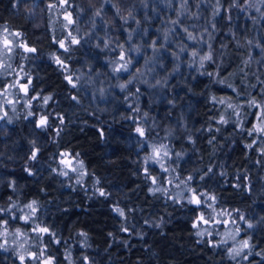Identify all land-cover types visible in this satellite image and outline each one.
Returning a JSON list of instances; mask_svg holds the SVG:
<instances>
[{
    "label": "trees",
    "instance_id": "16d2710c",
    "mask_svg": "<svg viewBox=\"0 0 264 264\" xmlns=\"http://www.w3.org/2000/svg\"><path fill=\"white\" fill-rule=\"evenodd\" d=\"M254 7L0 0V264H242L223 241L197 235L199 217L214 215L239 222L249 257L264 256V134L249 135L264 115V12ZM158 144L168 157L155 162ZM67 158L80 171L65 170ZM168 168L167 180L208 205L166 190ZM17 228L23 251L2 243Z\"/></svg>",
    "mask_w": 264,
    "mask_h": 264
},
{
    "label": "rangeland",
    "instance_id": "374dc122",
    "mask_svg": "<svg viewBox=\"0 0 264 264\" xmlns=\"http://www.w3.org/2000/svg\"><path fill=\"white\" fill-rule=\"evenodd\" d=\"M255 1V7H254V11L255 14L258 16H262L260 15V13L264 12V2H262V0H253V2ZM257 9H259V11H257ZM6 34V33H5ZM8 41V44L10 42V37L5 35L4 38H2V44L5 45V41ZM3 94V92L1 91L0 95ZM7 98H10V95L7 94L6 96ZM164 146L163 148H161V146ZM154 149H159V156H156L153 152ZM165 152L167 153V148L166 145L164 144H158L156 146H154L152 148V158L155 162H160L164 159H166L168 157V153L167 155H165ZM65 170H76V171H80L81 167V162H79L78 160H73L71 158H67L63 163ZM162 172L164 173V188L167 189H174L175 194L177 196L181 195V193H183L185 190L189 191L190 194V199L192 197L193 194H196L198 197V193L197 191L193 192V189L188 185L183 183L181 180L176 182L175 179L172 180H167L166 178L171 174V168L168 169H163ZM201 199V197H200ZM204 205H208L207 201L202 202ZM218 215L223 216L222 213L219 212ZM205 220L208 221V223H204L203 221H201L199 219L198 221V229L199 231L203 234L205 233L206 235H213V238L216 239V241H223L227 250H229L230 248H238L240 247L242 241L244 240H248L249 241V237H245L244 234H242V229L243 227L241 226V224L238 222H233L231 220H229L228 217H219L214 215L213 218H209ZM249 223H247V225H249ZM3 235V234H2ZM2 243L9 246V247H14L16 250H20L23 251L25 249V244L27 243V232L26 231H22L20 228L14 229L12 232H8L7 233L4 231V235L2 236ZM250 243V242H249ZM250 253V254H249ZM252 254V248L251 249H245L244 252L241 254V256H238L236 258H238V260H240V262L242 264H264L263 263H255L256 261H260L264 259V256L262 255H258V257L255 258H250L249 256ZM244 255L248 256V259L245 260L242 257ZM30 257H32V254L29 255ZM46 258L41 257L39 260V264H43V261Z\"/></svg>",
    "mask_w": 264,
    "mask_h": 264
},
{
    "label": "snow or ice",
    "instance_id": "6c2138e0",
    "mask_svg": "<svg viewBox=\"0 0 264 264\" xmlns=\"http://www.w3.org/2000/svg\"><path fill=\"white\" fill-rule=\"evenodd\" d=\"M66 2V0H65ZM262 2H264V0H262ZM49 7H53V5H49ZM257 11H259V9H257ZM97 15H99V13H97ZM65 19L68 20V23L71 24L72 23V20L70 18V16H66ZM18 35V34H17ZM189 39H194V37H192V35L189 33ZM72 43H79V41L76 40L75 37L72 38ZM5 47L7 48L8 47V41L6 40L5 41ZM21 47H24L25 48V51H28V52H33L35 51V49H32V48H27L26 46L24 45H21ZM60 47L61 48H65V44L63 41H60ZM11 50V49H9ZM193 56H196L197 54L195 52L192 53ZM120 59L123 60L124 59V54L121 53V56H120ZM212 59V56L211 54H208V55H204L201 57V67H203V61H206V60H211ZM56 62L58 64L61 63V61L57 58L56 59ZM130 63V61L126 62L125 64H121L119 67H117L115 69V71L119 72L121 70H126L127 69V64ZM30 83V81H29ZM69 83H72L71 79L69 78ZM73 87H75V85H73ZM121 87L123 88L124 85H121ZM21 88L23 91L27 92V88H28V85H21ZM35 99V97H34ZM49 98H45V103H47V100ZM73 99H75V97H73ZM221 103H223V101H221ZM250 104H255V101H249ZM257 107H260V105H256ZM229 107H232L231 104H229ZM29 115H32V113H29ZM260 121H261V124L259 126H254L253 129L251 131H249V135L252 134V131H255L257 133H260V134H264V115H262L261 117H259ZM221 122H226L224 121L223 117H221ZM47 126V117H41L39 119V121L37 122V127H45ZM140 136H144L145 133H144V130L140 127H137L136 130H135ZM253 143H255V141H253ZM252 145H247V147H251ZM164 146L162 145L161 148H163ZM159 149H154L153 152L156 156H159ZM62 155H66V154H62ZM165 155H167V153L165 152ZM32 159H35L36 158V153L33 152L32 154ZM64 161H62L63 163ZM82 163H81V167H82ZM211 171V169L209 170ZM64 175H67V173H63ZM146 174H147V170H146ZM189 179H191V177H189ZM155 179H153V183H155ZM159 189H156V191H158ZM150 191H153L152 189H150ZM194 192V190H193ZM101 195H105V193L103 191H101L100 193ZM203 195V194H201ZM210 199L212 200H215V197H210ZM189 203H192V204H195L197 206H199L201 204V199L200 197H198L196 194H193L191 199L189 200ZM35 204V201H33L32 203L28 204L27 207L29 209L32 210V212L34 213L36 211V208L33 206ZM114 211H117L119 212V214L121 216H123V212L119 209V208H116L114 209ZM27 219V218H26ZM199 219L201 221H203L204 223H208L207 220L204 219L203 216H200ZM241 219H243V217H241ZM193 227H197V225L194 223L193 224ZM249 228L252 227L251 224L248 225ZM37 231L39 232H42V233H47L49 230L47 228H38ZM83 235V234H82ZM197 235H202V233L198 232ZM253 246L249 243L248 240H244L242 241L240 247L238 248H230L228 250V254H229V257L232 258V259H235L236 257L238 256H241V254L244 252L245 249H251ZM250 254V253H249ZM44 253L43 251L40 252L39 256H37L36 254H32V259L36 260V259H39V257L43 256ZM258 255H260V253H258ZM243 259L247 260L248 259V256L247 255H244L242 257ZM20 259V264H24V261H25V257L24 256H20L19 257ZM43 264H53V261H52V258H47L43 261Z\"/></svg>",
    "mask_w": 264,
    "mask_h": 264
}]
</instances>
